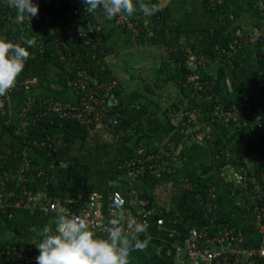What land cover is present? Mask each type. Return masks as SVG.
<instances>
[{
	"label": "trees",
	"instance_id": "1",
	"mask_svg": "<svg viewBox=\"0 0 264 264\" xmlns=\"http://www.w3.org/2000/svg\"><path fill=\"white\" fill-rule=\"evenodd\" d=\"M145 2L158 4L161 10L154 15L137 12L131 18L117 16L107 20L101 10L89 15L83 0H51L43 4L36 17L30 20L25 17L21 24L36 30L56 26L66 27L68 31L54 30L32 39L29 35L9 32L18 13L7 7L5 0H0V39L12 42V38L21 37L29 52L17 81L25 77H35L38 81L37 88H13L8 92V100L0 97V130L10 135L9 138L0 135V179L7 171L17 169L22 149H26L30 162L44 168L48 175L54 174L47 185L35 172H27L26 181L9 177L0 191L13 192L10 201L18 198L23 190L45 191L50 199L76 198L81 194L82 202L91 193H98L106 216L112 192L119 191L125 206L131 209L137 208L131 204L132 197L137 195L146 199V208L152 210L147 229L151 239L144 251H131L129 264H174L175 247L183 243L189 228H201L210 221L235 225L239 222L228 214L225 198L216 183L193 169L195 155L188 146L177 150V141L173 139H170L173 149L160 146L161 140L168 136L167 128L152 108L140 100L144 94L125 91L106 59L131 50L132 61L148 62L142 66L144 75L140 74L144 91L154 93L172 86L176 92L163 110L172 119L174 131L189 140H202L199 146L212 152L211 170L243 164L246 159L247 177L255 175L264 187V178L260 176L264 161L256 165L251 151L254 146L250 145L255 138L259 139L255 140V146L264 142V129L249 136L248 127L234 122L222 124L214 112L215 104L226 108L233 103H248L264 123V0ZM74 10L77 12L73 13ZM245 15L249 17L244 19ZM253 28H259L260 35L251 42L247 32ZM29 39L34 41L32 46L25 43ZM60 39H64L63 44ZM146 49H155V56L142 57L141 52ZM188 52L200 61L195 67L187 64ZM49 66L57 69L55 80L45 77ZM192 72H197L204 82L201 90H193V83L188 80ZM79 78L96 85H113L110 97L115 101L111 103V111L118 113L120 126L129 131L127 135L118 138L114 131L53 116L51 123L48 116H43L36 124L28 123L24 134L18 132L19 106L27 97L54 95L68 99L71 95L65 89L66 80ZM52 81L62 85V91L50 90L48 85ZM179 114H183L184 125L177 120ZM197 133H202V137ZM139 143L148 151L154 149L171 171L160 178L146 174L133 182L126 174V161L135 155ZM161 182L170 185L168 208L157 206L149 193ZM232 191V197L240 199L238 189L229 185V192ZM237 207L250 219L246 205ZM158 218L163 219L160 225L156 223ZM53 224V217L38 208L0 209V248L13 243L7 238L9 234H16L26 240L14 243L29 246L36 258L42 238L31 229L40 230ZM93 232L95 238L108 237ZM139 239L144 240L145 235L141 234ZM16 262L14 255L0 254V264Z\"/></svg>",
	"mask_w": 264,
	"mask_h": 264
},
{
	"label": "built area",
	"instance_id": "2",
	"mask_svg": "<svg viewBox=\"0 0 264 264\" xmlns=\"http://www.w3.org/2000/svg\"><path fill=\"white\" fill-rule=\"evenodd\" d=\"M33 3L38 5L39 10H42L43 0ZM76 12L77 10L73 11V13ZM254 30H258L260 33L259 28L250 29L247 32V37L251 42L256 40L257 37ZM59 42L63 44L64 39H60ZM12 43L25 48L21 37L12 38ZM199 62L194 54L187 53V64L189 66L195 67ZM188 80L193 83V90L202 89L204 82L197 72H192ZM37 83V78L25 77L17 81L14 88L29 89L36 86ZM90 84H92L90 81L82 78L66 80L65 89L67 91L75 90L73 100L56 99L52 95H45L40 98L27 97L23 104L19 106L18 115L21 118V124L18 132L24 134L28 123L36 124L35 122L39 118L48 116L50 123L53 121V117H59L74 120L85 126L92 125L114 131V133L116 132L115 136L118 138L127 135L129 131L120 126L118 113L111 111L110 96L113 85ZM48 86L53 91H62L63 89L62 85L54 81L50 82ZM7 96L8 93L4 98L8 100ZM1 110L2 101L0 100ZM29 112L32 113L29 114ZM214 112L222 124L226 125L234 122L248 127L249 136H253L255 131L264 129L262 121L259 125L255 123L258 114L252 110L248 103H233L226 106V108L221 107L220 104H215ZM182 115L178 116L177 120L179 122H183ZM184 124L185 121L182 125ZM255 140L259 139L255 138L250 141V145L254 146L251 151L252 156L255 157L256 165H260L264 161V142H260L255 146ZM161 145L171 149L174 148V143L169 136L161 140ZM153 151L154 149L148 151L144 145L139 143L135 155L126 161V174L133 182L146 174L160 178L171 171V168L160 160L159 154ZM19 156L21 161L17 169L7 171L6 176L0 179V190H3L4 183L9 177L16 178L18 181H26L28 178L27 172H35L36 176L45 185L50 182V178L54 179V174L48 175L44 168L26 158V149H22ZM244 162L243 164L224 166L219 172L227 185H232L233 188L238 189L240 199H235L236 206L240 204L247 206L251 217L250 219L246 217V219L253 228L255 236L258 237L257 242L255 244L246 243V226L210 221L201 228L192 227L188 229L183 243L175 247L174 264H264V187L258 183L255 175L247 177L246 164L249 162L246 159ZM260 176L264 178V172ZM229 193L232 196L233 191ZM12 195L13 192L4 194L3 191H0L1 210H4L7 206L38 208L44 214L51 215L55 221L60 214V210L64 209L71 216L84 219L88 223L89 229L104 235H108L111 228L110 221L116 218L121 210L125 214L124 227L126 233L130 231L127 225L128 220L146 221L149 225V217L152 214V210L146 208V199L139 198L137 195L133 196L131 204L137 205V208L131 209L125 206L124 197L117 190L109 196L106 207L108 216L103 211L102 197L98 193H91L83 202L81 194L76 198L50 199L45 191L23 190L18 198L10 201L9 198ZM250 206L253 208H250ZM156 223L158 225L162 224L163 219L158 218ZM0 254L14 255L17 258L16 264H36V259L32 255L30 247L24 244L14 242L6 244L0 248Z\"/></svg>",
	"mask_w": 264,
	"mask_h": 264
},
{
	"label": "clouds",
	"instance_id": "3",
	"mask_svg": "<svg viewBox=\"0 0 264 264\" xmlns=\"http://www.w3.org/2000/svg\"><path fill=\"white\" fill-rule=\"evenodd\" d=\"M8 8L14 9L17 19L23 22L38 15V5L32 0H5ZM85 11L91 15L101 10L104 18L112 20L117 16L133 17L137 12L155 14L161 9L158 4H149L145 0H83ZM255 35H260L254 30ZM29 46L34 43L25 41ZM29 52L19 44L0 39V97L10 92L23 71ZM262 117L257 116L255 123L260 124ZM111 228L107 239L95 238V233L89 229L88 223L80 218L71 216L67 210L61 209L54 221L55 227L45 225L37 230H31L41 237L37 246L39 255L36 264H129L128 258L132 250L144 251L149 242L146 221H127L129 232H125V214L121 210L117 217L110 221ZM144 234L145 239H139Z\"/></svg>",
	"mask_w": 264,
	"mask_h": 264
},
{
	"label": "crops",
	"instance_id": "4",
	"mask_svg": "<svg viewBox=\"0 0 264 264\" xmlns=\"http://www.w3.org/2000/svg\"><path fill=\"white\" fill-rule=\"evenodd\" d=\"M18 24H21V22L18 19L13 20L12 23L10 24V30H12V31H9V32L15 33V34L21 33L24 35H29V36H31L32 39H34L32 36H34V35L38 36L39 33H41V32L44 35H45V33H47L46 31H47L48 27H46V28L44 27V28L40 29L41 31L38 30L37 32H35L34 30H36V29H34V28H28V26H25L22 24H21L22 26L20 27ZM18 28H20V32H19ZM37 87L38 86L36 85V88ZM50 90H52V89L50 88ZM54 92H56V91H54ZM68 93H70V95H71V97H69L68 99L73 100L75 98V91H68ZM72 93H73V95H72ZM52 96H54V95H52ZM54 98H56V97L54 96ZM160 121L167 128L168 136L170 137V139H173L174 142L177 141V150H179L183 146H188V148L191 149V146L193 144L195 145V142L192 141V139L189 140L188 138L182 137L181 134H179L177 131H174L173 126H172V119H169V118L165 117V115H164L163 118H160ZM89 126H92V125H89ZM93 127H95V126H93ZM95 128H99V127H95ZM0 135L7 137V138L10 137L8 132L2 133L1 130H0ZM197 147H199L200 150L191 149L195 155V165L196 166H194L193 169L200 172L203 175H207V177H209L211 180H213V182L216 183V185L220 189L222 197L225 198V203L227 205L228 214L234 220H237L239 222V225L246 226L245 227V231H247L246 243L247 244H255V242H257L258 237L255 236L254 230H252L253 228H251L250 224H248V220L246 219V217H244V215L238 210V207L236 206V201H235L234 197H232L229 193V185H227L223 176L220 174L219 170H211L210 157H211L212 152L211 151H205V149H203L202 146L200 147L199 145H197ZM168 184H169L168 182H161L159 184H156L155 187L151 188V190L149 191L150 195L153 197V199L155 200V203L159 207L168 208L167 201L164 200L165 203H163L162 199H160L161 194H160V196H158V192H156L158 189H160V188L163 189ZM154 194H155V196H154ZM156 194H157V196H156ZM168 196H170V191L168 192ZM65 198H67V197H65ZM238 216L240 217V219L238 218ZM8 236L9 237L7 239H9L10 241H13V242L14 241L22 242V241L26 240L25 238L20 237L16 234H9Z\"/></svg>",
	"mask_w": 264,
	"mask_h": 264
},
{
	"label": "rangeland",
	"instance_id": "5",
	"mask_svg": "<svg viewBox=\"0 0 264 264\" xmlns=\"http://www.w3.org/2000/svg\"><path fill=\"white\" fill-rule=\"evenodd\" d=\"M48 1H51V0H43L44 4H47ZM163 1H165V0H163ZM47 9H49V7H47ZM175 12H173V15L177 14ZM247 17H249V16H247V15L243 16L244 19H246ZM18 25L20 27L22 26L21 24H18ZM248 28H250V27H248ZM18 29L20 32V28H18ZM54 30L62 31L63 33H66L68 31L66 27L57 28L56 26H52V27H48L46 32H51ZM9 31H12V30H9ZM34 31L37 32L38 30H34ZM42 34L43 33L41 32V33H39L38 36L34 35L32 37L35 39V38L41 36ZM129 54H131V50L122 51L121 53H118L116 55L108 56L106 60L109 64V66L111 67V69L113 70V72L115 73V75L118 77V79L121 82V85L125 89V91H127V92L138 91L141 94H144V98H141L140 100L147 103V105H149L152 108V110L157 114L158 118H163L164 117L163 110L168 106L170 100H172L175 97V94H176L175 90L173 89L172 86H167V87L163 88L162 90L155 91L154 93L145 92L144 88H143V84H142V79H141L142 77L140 78V74L144 75L143 73H145L143 71L144 69L142 67L145 61L136 63V62L132 61L131 58H129V56H130ZM141 54H142V57H144V58H151L152 56H155L156 52H155V49H152V50L146 49L145 51L141 52ZM145 63H148V62H145ZM56 72H57V69L55 67L49 66L46 78L55 79V77H56L55 73ZM149 76H151V74H149ZM150 81H151L150 77H148L147 82L149 83ZM157 105L159 106V108L157 107ZM182 112H184V111H181L180 113H182ZM188 112L190 113V111H188ZM191 129H192V127H190L189 131ZM202 135H203L202 133H197V136L199 138H201ZM192 141L195 142V145L193 144L191 146V149L200 150V148L197 147V145H200V143H202L201 142L202 140L201 139H199V140L194 139ZM153 144L155 145V144H157V142L154 141ZM169 191H170L169 184L166 185L163 189L160 188L156 191V192H158V196H160V194H161L160 199H162L163 203H165L164 200H166V201L168 200V198H169L168 192ZM154 196H155V194H154ZM156 196H157V194H156ZM238 218L240 219L239 216H238Z\"/></svg>",
	"mask_w": 264,
	"mask_h": 264
},
{
	"label": "water",
	"instance_id": "6",
	"mask_svg": "<svg viewBox=\"0 0 264 264\" xmlns=\"http://www.w3.org/2000/svg\"><path fill=\"white\" fill-rule=\"evenodd\" d=\"M115 101V98L112 96V97H110V103L112 102H114Z\"/></svg>",
	"mask_w": 264,
	"mask_h": 264
}]
</instances>
